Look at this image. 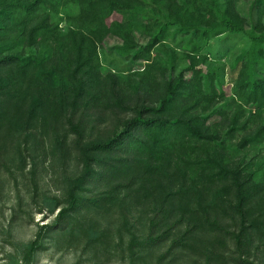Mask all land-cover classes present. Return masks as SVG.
<instances>
[{"label":"trees","instance_id":"trees-1","mask_svg":"<svg viewBox=\"0 0 264 264\" xmlns=\"http://www.w3.org/2000/svg\"><path fill=\"white\" fill-rule=\"evenodd\" d=\"M251 13L241 16L237 0H0V167L9 149L26 165L30 143L75 135L57 139L79 152L82 170L66 202H46L56 226L123 197L153 206L140 246L169 245L161 263L181 251L205 264H257L264 164L232 161L229 146L239 134L237 150L264 144V0ZM227 32L248 37L231 93L207 64L211 39ZM175 35L181 53L167 44ZM112 36L121 43L109 50Z\"/></svg>","mask_w":264,"mask_h":264},{"label":"rangeland","instance_id":"rangeland-1","mask_svg":"<svg viewBox=\"0 0 264 264\" xmlns=\"http://www.w3.org/2000/svg\"><path fill=\"white\" fill-rule=\"evenodd\" d=\"M251 10L252 0H237V11L241 16L248 18V21L249 18L252 19ZM135 23L139 43L146 44L148 36L140 27L143 21ZM65 25V22H61L60 26L63 28ZM246 32H254L249 22L246 24ZM181 41L180 35L170 36L167 44L181 53ZM120 43L119 38L112 36L107 38L105 47L111 50ZM247 47L248 37L243 34L234 35L227 32L211 39L207 64L211 69L224 72L227 93H231L234 82L232 70L238 60L242 59L240 57ZM162 50L169 53L165 47H162ZM108 58L110 60L112 56ZM142 65L143 62H139L137 67ZM106 69L112 70L113 66L106 65ZM228 107L233 109L232 106ZM96 120L97 118L93 117L90 121L87 131L89 139L98 135L99 130L92 131ZM102 126L103 124L98 127ZM102 129L106 130V127ZM58 133L59 136L47 137L39 146L38 143H30L25 149V154L28 155L26 165L21 161L20 155L12 149H9L2 159L0 264H167L166 261L169 260L172 264H205L195 255L181 251L175 252L165 263H161L169 245L144 251L140 243L147 234L148 219L153 206H124L123 197L118 199V204L110 207H85L76 215L78 218L73 219L66 228L56 226L54 222L57 213L51 215L46 202L50 199L66 202L75 178L82 170L79 152L67 148L66 145H57V139L69 143L75 135L65 137L64 131ZM241 137L239 134L229 142L231 160L262 167L264 144H253L237 150ZM84 194L92 196L90 192ZM40 231L41 247L33 256L24 257L26 245L35 240ZM263 247L260 248L262 253L258 252L260 259L257 264L264 261ZM174 255L179 256V259H170Z\"/></svg>","mask_w":264,"mask_h":264}]
</instances>
